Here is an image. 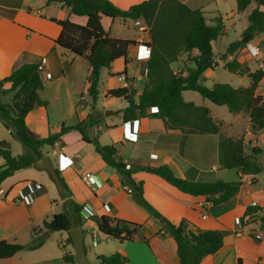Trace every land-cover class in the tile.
<instances>
[{"label": "crops", "instance_id": "crops-1", "mask_svg": "<svg viewBox=\"0 0 264 264\" xmlns=\"http://www.w3.org/2000/svg\"><path fill=\"white\" fill-rule=\"evenodd\" d=\"M109 1L120 9H127L143 0ZM180 1L190 8H201L210 24H214L218 17L221 19L224 33L218 39L223 40V45L224 35L233 27L237 29L235 40L241 39L242 31L248 25L247 16L254 7V4H251L253 7L249 12L245 11L246 8L239 13L236 0ZM229 1L235 3L234 8ZM75 17L82 16H72L69 8L61 6L60 3H47V0H0V80L23 63L36 62L40 65L43 88L39 91V96L47 101V104L35 106L26 114L25 124L28 131L38 137H45L57 133L62 126H73L87 119L90 114L88 123L84 125V134L90 138L95 137L101 145H116L124 162L143 167L135 170L132 177L137 183L142 181L143 198L162 217L175 224L186 221L191 230L227 231L221 247L205 256L200 264H264V236L257 238L250 231L251 225L247 226L242 234L235 233L237 219L246 212L250 201L255 200L259 205H264V131H250L249 115L245 111L232 113L228 110L229 113H226L223 107L225 105H216L194 90L190 91L198 93L203 99L193 93H187L188 98L184 99V93L189 92V89L181 92L184 100L209 109L213 119L220 123L223 135L242 137L245 155H250L253 147L259 148L255 158L260 164V172L245 174L240 169L235 168L232 172L221 168L218 162V134H188L179 130H167L160 118L150 116L124 121L122 110L128 105L127 101L123 97L109 96L107 92L129 85L135 90L134 99L137 101V95L146 81V60L149 54L145 51L148 47L145 43L149 37L147 29L145 34L133 29L132 36L115 35L113 23L118 17L103 16L101 22L104 29L111 36L131 38L137 44L130 46L127 57L114 60L108 68H101L104 69L103 72L100 69L102 73L97 90L102 87V91L98 90L97 97H103L104 112L113 111L111 114H101L96 108V99L93 100L88 94L89 83L86 77L90 69L89 63L54 41L60 32L56 20L70 18L79 24L86 21L85 17ZM226 20H231V25H226ZM127 22L128 20H122V24H128ZM133 25L140 24L133 22ZM145 27L143 25V28ZM217 40L212 42L214 56V42ZM228 45L224 46L227 48ZM195 54L196 50L189 54L181 53L178 59L171 63V68L183 76L187 75L188 68L193 67L188 56ZM222 55L215 58L217 65L214 68L218 66V60L224 65L235 57L242 66L241 72L235 74L246 76L249 84V72L257 68L264 70V33L256 34L244 46L225 58ZM214 68L205 70L201 76ZM46 73L50 74L49 78H45ZM214 83L215 81H212L206 86ZM49 85L53 87L46 92ZM60 85L64 86L62 100H59ZM9 86V83L2 86L0 98L6 97L2 101L4 103H10L14 93L8 90ZM255 94L264 96V78L259 81ZM76 95L80 96L77 103L73 100ZM117 98H121L123 103L115 104ZM54 100L59 101L58 112L49 109ZM154 109L150 106L146 113ZM61 139V145L48 146L43 152L49 155L69 192L65 194L63 189V193H60L47 172L38 170L33 165L15 170L0 184L3 192V196H0V240L28 243L32 230L39 229L43 221H49L59 212L66 211L71 219H76L78 216L73 212L70 203L73 201L81 206L85 251L92 264L96 263L97 255L114 252L125 257L122 264H179L174 239L168 233L162 232L160 219L154 217L135 199L132 187L123 178L124 174L108 165L96 152L94 145L82 138L79 130L70 128L62 134ZM1 140L9 142L12 155L21 154L16 140L0 122ZM3 163L0 155V170ZM159 165L167 166L174 176L187 180H240L241 185L230 199L211 205L205 196L182 193L153 172V168ZM24 169L25 171H22ZM85 173L91 174L89 181L83 178ZM249 180L251 184H247ZM200 202L207 203L204 216L201 214ZM91 215H109L140 224L139 235L123 241L106 236L89 218ZM254 218L259 219L260 213H255ZM93 231L96 245L92 244ZM61 232V235L55 237L56 247L55 243L48 241L56 231L49 232L40 247L33 250L23 249L10 257L1 258L0 264H71L62 259L64 252H74L71 244L66 242L68 233Z\"/></svg>", "mask_w": 264, "mask_h": 264}, {"label": "trees", "instance_id": "trees-1", "mask_svg": "<svg viewBox=\"0 0 264 264\" xmlns=\"http://www.w3.org/2000/svg\"><path fill=\"white\" fill-rule=\"evenodd\" d=\"M60 3L69 8L72 16L86 18L84 24L73 22L70 18L56 20L60 32L54 40L60 47L83 57L89 63L87 74L88 94L96 99L100 69L110 67L111 63L121 57H127L129 48L137 42L131 38L111 36L103 27V16L135 21L141 19L146 25L149 40L145 43L149 47L146 60V81L142 91L134 99L135 90L129 85L108 90L112 97H123L128 105L122 110V119L129 121L141 116L160 118L167 130H179L188 134H218V162L224 169H240L245 174H257L261 167L255 155L260 151L253 147L250 155L244 153L243 138H233L223 135L220 123L213 119L209 109L195 105L183 99V90H194L203 98L216 105H225L232 113L245 111L249 115V128L252 133L264 131V96L255 94L259 81L264 78V70L257 68L248 73L250 82L247 86L233 87L230 84L215 82L211 86L199 83V77L207 70L217 65L212 42L224 33L221 19H215L214 24L208 23L201 8H190L180 0H143L130 5L127 9H120L109 0H47V3ZM254 7L247 16L248 25L242 31V37L254 31L264 33V0H236V9L240 13L249 5ZM241 37V38H242ZM250 37V38H251ZM246 44L241 39L231 42L222 57L232 54L236 49ZM196 54L188 59L193 63L183 76L171 68L181 53ZM224 68L230 72H241L240 62L233 57L224 63ZM9 83V91L14 92L10 103L2 102L0 98V122L9 131L11 137L19 141L24 152L12 155L10 144L6 140L0 141V155L4 160L0 170L1 182L15 170L27 168L42 157L45 146L61 145V136L70 128L79 130L82 138L94 145L97 153L110 166L124 174L123 178L132 187L133 196L154 217L160 219L162 232L168 233L176 243L179 264H200L201 260L216 252L223 243L227 231L220 229L191 230L186 221L175 224L154 209L142 196V181L135 182L132 173L143 169L140 165L124 162L114 144L101 145L98 140L84 134V125L91 117L79 121L73 126H62L54 134L38 137L28 131L25 124L26 114L35 106H45L39 91L43 88L40 76V65L36 62H26L15 68L8 76L0 80V95L2 86ZM155 109L146 113V109ZM58 172V171H57ZM153 172L166 179L178 191L191 196H205L211 205H217L230 199L237 193L240 180L237 181H192L176 177L165 165L153 168ZM59 173V172H58ZM60 183L64 193L68 187L60 176ZM264 190V186H263ZM76 219H71L68 212L54 214L49 221H43L39 229H33L28 243H14L0 240V259L14 255L20 250H33L40 247L45 239L43 231H68L76 225H82L80 217L81 206L70 201ZM255 207H247L245 213H254ZM97 229L106 236L118 240H131L139 235L140 224L112 217L109 215L89 216ZM260 227L264 230V212L260 214ZM66 242L71 244L69 235ZM63 261L75 264L74 253L64 252ZM95 264H122L125 257L114 252L108 255L99 254Z\"/></svg>", "mask_w": 264, "mask_h": 264}, {"label": "rangeland", "instance_id": "rangeland-1", "mask_svg": "<svg viewBox=\"0 0 264 264\" xmlns=\"http://www.w3.org/2000/svg\"><path fill=\"white\" fill-rule=\"evenodd\" d=\"M230 5L232 4V8H234L235 6V3L231 1L228 2ZM253 6L250 5L247 7V9L245 10L246 12H249L251 10ZM76 19H84V17H75ZM106 19H110V18H106ZM106 21H109V20H106ZM133 22L134 21H131V20H128V24H122V20H119L118 18L115 19V22L113 23L114 26H115V31H114V34L115 35H118L120 37H128V36H132L131 34L132 33V30L135 29V30H138L141 34H145V29L143 28V23L139 26H134L133 25ZM107 24V22H106ZM225 24L226 25H231V20H226L225 21ZM108 26V24H107ZM236 27H233V29L229 30L226 35H224L225 39H224V45H228L231 41L235 40L237 38V34H236ZM244 37V36H243ZM242 37V38H243ZM255 35H253L250 39L254 38ZM241 38V39H242ZM249 39V40H250ZM249 40L246 41L249 42ZM223 45V40H217L216 42H214V49H215V58H220V56L224 53V50H225V46ZM102 72L104 71V69H101ZM253 71V70H252ZM100 72V73H102ZM130 73L131 70H129ZM99 73V77H100V74ZM129 73V74H130ZM131 75V74H130ZM201 84H210V82H222V83H227V84H230L234 87H239V86H246L248 84V78L246 76H243L241 77L239 74H235L233 72H230L229 70H227L226 68H224L222 62L220 60H218V66L216 68H214L213 70H209L208 71V74H204V76H201V80H200ZM53 86L52 85H49V87L46 88V92H48L49 90L48 89H51ZM63 90H64V86L63 85H60L59 87V100H62V93H63ZM98 90L101 92L102 91V87H99ZM187 93H193L195 95H197L199 98L203 99L198 93L194 92V91H190L189 92H185L184 93V99L185 98H188V94ZM86 96V94H85ZM1 99L2 101L6 99V97L4 96H1ZM87 99H88V96H87ZM73 100L77 103L78 101H80V96L79 95H76L73 97ZM103 101V97L101 95H98V97L96 98V102H95V105H96V108L98 109L99 112H101V114L105 113L103 111L104 109V104L102 103ZM207 101V100H206ZM52 102V101H51ZM115 104H119V103H123V100L121 98H117L115 101H114ZM51 108L49 109H53L55 112H58L59 111V101L57 102V100H54L52 103H51ZM54 107V108H53ZM225 109H226V113H229L228 112V109L226 108V106H223ZM51 111V110H49ZM15 140V139H14ZM16 143L18 144L19 148H20V153L24 152V147L22 146V144L16 140ZM48 146H45L44 149H46ZM14 150V149H13ZM235 168L233 169H228L230 171H235L234 170ZM22 171H25L22 170ZM46 230L43 232L44 236H47L45 234ZM61 231H56L55 234H53L51 236V238L48 240L49 243H55V237L61 235ZM50 234V233H49ZM55 247H56V243H55Z\"/></svg>", "mask_w": 264, "mask_h": 264}, {"label": "water", "instance_id": "water-1", "mask_svg": "<svg viewBox=\"0 0 264 264\" xmlns=\"http://www.w3.org/2000/svg\"><path fill=\"white\" fill-rule=\"evenodd\" d=\"M256 34H258L257 30L254 31L253 35ZM250 37L251 34L248 33L241 40L243 43H245L247 40L250 39ZM112 112L113 111H106L105 114H111ZM32 165L34 168L38 170L46 171L51 181L55 185L56 189L60 193H63V187L61 186L60 183V176L48 154H44L42 157L36 159ZM67 233L71 238V246L74 252L75 264H92L85 251L84 236H83L84 233L82 226L76 225L70 228L67 231ZM45 234L48 236L49 232L46 231Z\"/></svg>", "mask_w": 264, "mask_h": 264}, {"label": "built area", "instance_id": "built-area-1", "mask_svg": "<svg viewBox=\"0 0 264 264\" xmlns=\"http://www.w3.org/2000/svg\"><path fill=\"white\" fill-rule=\"evenodd\" d=\"M134 23L136 25L138 24H144V22L141 20V19H138V20H135ZM145 25V24H144ZM146 26V25H145ZM144 29H147L146 27ZM145 51L147 53V55L149 54V47H146L145 48ZM49 78L50 77V74L49 73H46L45 74V78ZM91 177V174L90 173H85L83 175V178L88 180L90 179ZM247 184H251V181H247ZM241 185V184H240ZM2 190L0 189V196H3L2 194ZM206 205L207 203H203V202H200L199 203V206L201 207V214L204 216L206 214ZM249 207H255L257 208V212H254V213H244L243 215L239 216V218L237 219V226H236V230H235V233L240 235L243 233V231L245 230V228L249 225H251V230L252 233L257 237V238H262L264 236V230L260 227V220L258 218H254V214L255 213H260L262 214L264 212V205H259L257 203V201L255 200H252L249 202L248 204ZM187 224V222H186ZM92 244L93 245H96V236H95V232L93 231L92 232Z\"/></svg>", "mask_w": 264, "mask_h": 264}]
</instances>
